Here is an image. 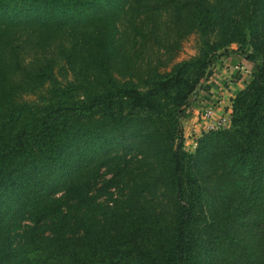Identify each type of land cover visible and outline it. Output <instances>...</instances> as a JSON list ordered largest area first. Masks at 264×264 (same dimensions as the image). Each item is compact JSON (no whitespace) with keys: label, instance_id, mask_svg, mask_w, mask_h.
I'll return each mask as SVG.
<instances>
[{"label":"trees","instance_id":"obj_1","mask_svg":"<svg viewBox=\"0 0 264 264\" xmlns=\"http://www.w3.org/2000/svg\"><path fill=\"white\" fill-rule=\"evenodd\" d=\"M231 45L249 80L186 151ZM0 264H264V0H0Z\"/></svg>","mask_w":264,"mask_h":264},{"label":"crops","instance_id":"obj_2","mask_svg":"<svg viewBox=\"0 0 264 264\" xmlns=\"http://www.w3.org/2000/svg\"><path fill=\"white\" fill-rule=\"evenodd\" d=\"M234 57L236 58H233L230 55L220 56L219 60L213 63V68L211 67V75L205 82H203L204 85H201L199 91V94L202 95L203 99H206L205 101H208L209 104L215 108V116L217 117L226 112H230V101L235 95L233 91L242 89L246 83V79L244 80L245 77L236 78L234 79L235 81L231 78L232 75H237V65H245L240 57L237 55ZM215 66L217 68H215ZM234 86L237 89L234 90L232 88ZM199 107V111H201L204 104H201ZM190 127L192 128V126Z\"/></svg>","mask_w":264,"mask_h":264},{"label":"rangeland","instance_id":"obj_3","mask_svg":"<svg viewBox=\"0 0 264 264\" xmlns=\"http://www.w3.org/2000/svg\"><path fill=\"white\" fill-rule=\"evenodd\" d=\"M195 39H196L195 36H190V37H188L185 40V42L182 45V51L180 52V54H179V56H178L176 61H181V60L187 59V58H189V57H191V56H193L195 54V47H196V40ZM235 50H236V45H231L230 48L228 49V54L227 55H230L233 58H236V57H234V56H236L235 55ZM219 58H220V56L215 58L214 62L219 60ZM250 66L251 65L248 64V63H245V65L243 66L245 69L248 70V74H244V73H242V71H238L236 69L237 75H232L231 78L234 80L236 78H242V77L244 78L245 77L244 80L246 79V82H247L249 80L250 73H251ZM237 67L240 68L241 65H237ZM215 68H217V67L215 66ZM211 72H212V69H211ZM232 88L234 90L237 89V88H235V86L232 87ZM200 89H201V87L196 91V93L191 98L190 103H189V109L187 111L188 112V116L185 119L182 120V130H183V137H184V148H185L186 151H189V152L194 151V149H195L194 143L196 142V140L203 133L204 125L201 122L202 114H203L205 109H207L210 106H212V105L209 104L208 101H205L206 99H203L202 95L199 94ZM237 91H233L234 94H236ZM201 104H204V107L201 108V111H199V108H200L199 106H201ZM199 115H200V117H199ZM190 126H192V128Z\"/></svg>","mask_w":264,"mask_h":264},{"label":"built area","instance_id":"obj_4","mask_svg":"<svg viewBox=\"0 0 264 264\" xmlns=\"http://www.w3.org/2000/svg\"><path fill=\"white\" fill-rule=\"evenodd\" d=\"M238 71H242L244 74H248V70L245 69L243 66L240 68L236 67ZM215 108L213 106H210L209 108L205 109L202 117H201V122L204 125L203 132H208V131H216L219 129L226 128L229 124L230 121V112H226L225 114H222L220 116H215ZM194 147H196V142L194 143Z\"/></svg>","mask_w":264,"mask_h":264}]
</instances>
